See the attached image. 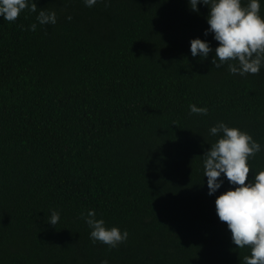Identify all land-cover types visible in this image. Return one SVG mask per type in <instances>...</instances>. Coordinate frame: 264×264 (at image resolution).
Returning a JSON list of instances; mask_svg holds the SVG:
<instances>
[{"label": "trees", "instance_id": "obj_1", "mask_svg": "<svg viewBox=\"0 0 264 264\" xmlns=\"http://www.w3.org/2000/svg\"><path fill=\"white\" fill-rule=\"evenodd\" d=\"M34 2L57 23L27 8L0 19V264H245L250 246L237 248L215 212L233 185L222 177L208 195L203 155L220 121L264 148V67L233 75L214 52L191 56V38L217 45L203 4ZM248 165L251 179L264 150ZM89 209L127 240L93 243Z\"/></svg>", "mask_w": 264, "mask_h": 264}, {"label": "clouds", "instance_id": "obj_2", "mask_svg": "<svg viewBox=\"0 0 264 264\" xmlns=\"http://www.w3.org/2000/svg\"><path fill=\"white\" fill-rule=\"evenodd\" d=\"M86 7L92 8L98 2L108 5L109 0H83ZM262 0H188L190 9L198 12V4L208 7L207 24L204 35L209 33L217 41L213 49L206 39H190L192 57L207 58L214 52L212 64L219 68L228 63V70L233 75L258 74L264 67V17L261 16ZM37 13L39 25L57 23L55 11H37L32 0H0V19L14 22L25 10ZM66 19L71 20V16ZM37 30V23L31 25ZM218 61V62H217ZM190 113L207 115V107L189 105ZM209 135L216 137L203 155L204 175L207 177L208 195H213L221 188L226 178L233 187L220 192L215 197V212L220 221L226 222L231 240L237 248L250 246V255L244 257L245 264H264V169L259 170L254 178L248 179L250 167L248 160L264 150L251 134L230 127L220 121L209 128ZM247 180V183H246ZM87 226L91 229L90 239L115 248L128 238L127 230L106 226L105 220L97 218L96 212L89 209L82 214ZM60 213L51 211L49 222L55 226ZM101 264H108L107 260Z\"/></svg>", "mask_w": 264, "mask_h": 264}]
</instances>
